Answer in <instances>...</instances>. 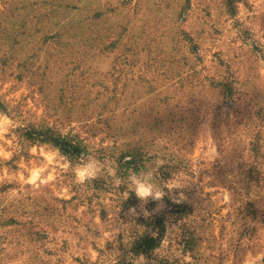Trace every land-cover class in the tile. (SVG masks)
<instances>
[{
    "label": "rangeland",
    "instance_id": "obj_1",
    "mask_svg": "<svg viewBox=\"0 0 264 264\" xmlns=\"http://www.w3.org/2000/svg\"><path fill=\"white\" fill-rule=\"evenodd\" d=\"M0 118V264H264V0H0Z\"/></svg>",
    "mask_w": 264,
    "mask_h": 264
},
{
    "label": "trees",
    "instance_id": "obj_2",
    "mask_svg": "<svg viewBox=\"0 0 264 264\" xmlns=\"http://www.w3.org/2000/svg\"><path fill=\"white\" fill-rule=\"evenodd\" d=\"M44 142H48L56 146L63 154L70 157H78L80 154V146L74 145L67 139L63 137H55L52 135H47L41 139ZM157 238L146 237L137 240V248L141 253H147L157 246Z\"/></svg>",
    "mask_w": 264,
    "mask_h": 264
},
{
    "label": "clouds",
    "instance_id": "obj_3",
    "mask_svg": "<svg viewBox=\"0 0 264 264\" xmlns=\"http://www.w3.org/2000/svg\"><path fill=\"white\" fill-rule=\"evenodd\" d=\"M0 120H2V123H0V128H4L10 123V121L7 118H0ZM91 175H92V170L90 168L80 169L77 173L78 179H80L81 181L88 178ZM36 179L37 177L33 175L32 181L34 182ZM149 193H150L149 188L145 187L144 185H139L138 195L147 196L149 195Z\"/></svg>",
    "mask_w": 264,
    "mask_h": 264
}]
</instances>
